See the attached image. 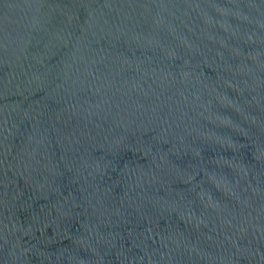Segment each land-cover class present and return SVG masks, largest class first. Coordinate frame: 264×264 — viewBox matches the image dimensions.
<instances>
[{"label":"water","instance_id":"water-1","mask_svg":"<svg viewBox=\"0 0 264 264\" xmlns=\"http://www.w3.org/2000/svg\"><path fill=\"white\" fill-rule=\"evenodd\" d=\"M0 264H264V0H0Z\"/></svg>","mask_w":264,"mask_h":264}]
</instances>
